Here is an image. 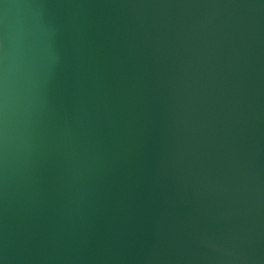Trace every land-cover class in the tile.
<instances>
[{
  "label": "water",
  "instance_id": "obj_1",
  "mask_svg": "<svg viewBox=\"0 0 264 264\" xmlns=\"http://www.w3.org/2000/svg\"><path fill=\"white\" fill-rule=\"evenodd\" d=\"M0 264H264V0H0Z\"/></svg>",
  "mask_w": 264,
  "mask_h": 264
}]
</instances>
